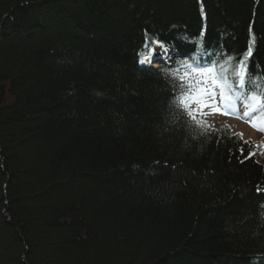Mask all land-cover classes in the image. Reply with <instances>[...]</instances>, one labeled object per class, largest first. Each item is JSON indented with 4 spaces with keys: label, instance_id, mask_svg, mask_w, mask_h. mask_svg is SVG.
Listing matches in <instances>:
<instances>
[{
    "label": "trees",
    "instance_id": "1",
    "mask_svg": "<svg viewBox=\"0 0 264 264\" xmlns=\"http://www.w3.org/2000/svg\"><path fill=\"white\" fill-rule=\"evenodd\" d=\"M249 46L264 79V0H0V264H264L263 144L189 125L164 75L226 53L235 85Z\"/></svg>",
    "mask_w": 264,
    "mask_h": 264
},
{
    "label": "snow or ice",
    "instance_id": "2",
    "mask_svg": "<svg viewBox=\"0 0 264 264\" xmlns=\"http://www.w3.org/2000/svg\"><path fill=\"white\" fill-rule=\"evenodd\" d=\"M203 32L201 33V38ZM154 44L163 48L160 41H153ZM201 41H193L194 45L200 44ZM202 49L198 50L197 55L203 59ZM252 52L249 46L248 51L240 57L239 63L232 72L234 85L227 77L224 65L230 64L232 57L226 56L224 64L219 69L215 60L199 63L196 56H193L191 62L185 60L174 71H165L164 75L170 82H178L173 84L174 96L171 107L181 113L186 122L198 128L202 133H215L216 129L209 125L203 117L208 115L210 110L212 114H220L224 116H237L247 120L250 125L258 131L264 132V79L252 78L248 76L246 63ZM156 55L154 49L150 50L149 55L142 56L140 63L149 62L150 58L154 59ZM215 53L212 54L215 57ZM185 69L183 72L180 69ZM248 88H255V91H248ZM219 97V99H217ZM193 105H196L193 108ZM241 106L243 113L241 114ZM200 117V118H198ZM225 133L231 131L229 125H225ZM237 140L243 139L242 133L235 134ZM245 144L251 145V141H244ZM264 148V145L260 146ZM243 153V148L240 149ZM257 153L249 152L245 159L255 156ZM261 154H264L262 152ZM257 192H264V189L257 188Z\"/></svg>",
    "mask_w": 264,
    "mask_h": 264
},
{
    "label": "rangeland",
    "instance_id": "3",
    "mask_svg": "<svg viewBox=\"0 0 264 264\" xmlns=\"http://www.w3.org/2000/svg\"><path fill=\"white\" fill-rule=\"evenodd\" d=\"M217 99H219V97ZM195 107L196 105H193V108ZM240 110L242 114V106ZM206 111H208L209 114L203 117V119L207 120L211 124H214L218 127L224 123L230 124L233 130L235 132L242 133L245 139H251L257 142H264V132L258 131L256 128L252 127L247 120L241 119L237 116H224L220 114H212L210 110Z\"/></svg>",
    "mask_w": 264,
    "mask_h": 264
}]
</instances>
